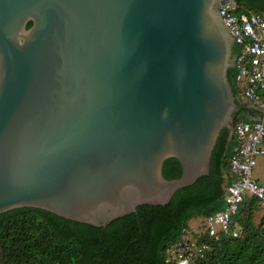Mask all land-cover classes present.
Here are the masks:
<instances>
[{
    "label": "water",
    "instance_id": "95a60500",
    "mask_svg": "<svg viewBox=\"0 0 264 264\" xmlns=\"http://www.w3.org/2000/svg\"><path fill=\"white\" fill-rule=\"evenodd\" d=\"M235 54L218 0H0V214L167 205L232 135Z\"/></svg>",
    "mask_w": 264,
    "mask_h": 264
},
{
    "label": "trees",
    "instance_id": "16d2710c",
    "mask_svg": "<svg viewBox=\"0 0 264 264\" xmlns=\"http://www.w3.org/2000/svg\"><path fill=\"white\" fill-rule=\"evenodd\" d=\"M247 14L264 16V0H237ZM236 54L239 52L237 45ZM237 68L227 79L237 98L234 123L250 122L253 111L243 104ZM233 123V125H234ZM234 137L223 130L212 152L209 174L192 186L178 190L165 206L144 205L105 227H94L60 218L44 210L19 208L0 214V264H174L167 251L180 241L207 246L195 264H264V219L255 225L260 207L246 197L232 216L237 237L218 234L210 237L204 220L225 208L224 197L231 183L229 159ZM166 180L179 178L175 159L164 162ZM199 221V231L189 223Z\"/></svg>",
    "mask_w": 264,
    "mask_h": 264
},
{
    "label": "built area",
    "instance_id": "2783aa9c",
    "mask_svg": "<svg viewBox=\"0 0 264 264\" xmlns=\"http://www.w3.org/2000/svg\"><path fill=\"white\" fill-rule=\"evenodd\" d=\"M218 12L239 48L234 66L241 97L254 113L261 115L259 120L234 123V147L229 159L231 183L224 197L225 208L204 220V230L210 237H237L239 229L232 228L231 218L246 197L254 198L264 213V185L254 177L258 161L264 158V16L245 13L237 0H218ZM206 249L205 245L199 248L196 242L185 240L175 243L167 255L174 264H195V256L202 257Z\"/></svg>",
    "mask_w": 264,
    "mask_h": 264
},
{
    "label": "rangeland",
    "instance_id": "374dc122",
    "mask_svg": "<svg viewBox=\"0 0 264 264\" xmlns=\"http://www.w3.org/2000/svg\"><path fill=\"white\" fill-rule=\"evenodd\" d=\"M263 176L264 175V164L260 161L258 166L256 167L255 171H254V177L256 176ZM261 219H264V213L263 211L261 210V208L259 207L258 208V212L255 213V219H254V224L257 225ZM190 227L191 228H198L199 226V221L198 220H192L190 223H189Z\"/></svg>",
    "mask_w": 264,
    "mask_h": 264
},
{
    "label": "crops",
    "instance_id": "0c3cea01",
    "mask_svg": "<svg viewBox=\"0 0 264 264\" xmlns=\"http://www.w3.org/2000/svg\"><path fill=\"white\" fill-rule=\"evenodd\" d=\"M243 104H245V105H247V107H249V105L246 103V101L245 100H243L242 99V101H241ZM262 162L263 164H264V158H262V159H260L259 161H258V163H257V166H258V164H259V162ZM255 179L259 182V183H261V184H263L264 185V175L262 176H256L255 177ZM192 229V231H194V232H198L199 231V228H191Z\"/></svg>",
    "mask_w": 264,
    "mask_h": 264
}]
</instances>
